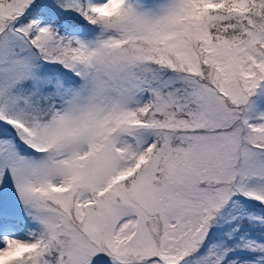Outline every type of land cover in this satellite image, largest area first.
Wrapping results in <instances>:
<instances>
[{"label":"snow or ice","instance_id":"1","mask_svg":"<svg viewBox=\"0 0 264 264\" xmlns=\"http://www.w3.org/2000/svg\"><path fill=\"white\" fill-rule=\"evenodd\" d=\"M0 264H264V0H0Z\"/></svg>","mask_w":264,"mask_h":264}]
</instances>
